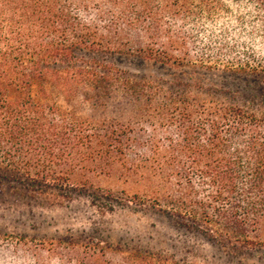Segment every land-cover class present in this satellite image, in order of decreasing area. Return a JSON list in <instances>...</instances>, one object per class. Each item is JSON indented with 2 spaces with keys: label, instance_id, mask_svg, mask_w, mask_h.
Returning a JSON list of instances; mask_svg holds the SVG:
<instances>
[{
  "label": "trees",
  "instance_id": "1",
  "mask_svg": "<svg viewBox=\"0 0 264 264\" xmlns=\"http://www.w3.org/2000/svg\"><path fill=\"white\" fill-rule=\"evenodd\" d=\"M225 2L252 8L257 20L249 15L239 31L262 34L264 54V0H0V185L163 213L234 256L264 250V55L237 58L225 46L230 82L192 87L175 75L176 89L114 61L191 65L183 27L228 10ZM48 86L94 105L120 93L139 111L80 119L43 101ZM83 241L77 264H186L155 252L115 263L100 241Z\"/></svg>",
  "mask_w": 264,
  "mask_h": 264
},
{
  "label": "rangeland",
  "instance_id": "2",
  "mask_svg": "<svg viewBox=\"0 0 264 264\" xmlns=\"http://www.w3.org/2000/svg\"><path fill=\"white\" fill-rule=\"evenodd\" d=\"M225 4L229 9L215 13L210 20L188 29L183 27L190 37L191 65H149L134 56L116 57L114 61L134 76H151L173 89L176 76L192 87L200 82L206 87L226 85L231 80L222 72L230 64V52L225 46H235L232 55L237 58L245 59L252 49L260 58L264 54L262 34L249 37L248 30L243 34L239 31L240 22L249 15L251 20H257L252 8L245 2ZM48 89L50 96L43 101L56 103L76 117L96 123L126 121L139 111L135 102L127 104L120 93L114 95L115 99L105 100L106 105H94L80 92L68 98L54 87ZM105 183L121 184L113 180ZM85 237L100 241L107 259L115 263L127 260L130 254L155 252L186 264H264V250L234 256L221 244L180 226L163 213L136 209L131 204L95 202L87 195L53 202L7 184L0 185V264H77L86 250V242L78 240Z\"/></svg>",
  "mask_w": 264,
  "mask_h": 264
}]
</instances>
